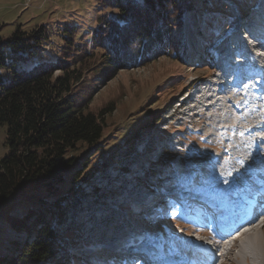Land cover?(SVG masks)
Wrapping results in <instances>:
<instances>
[{"label":"rangeland","instance_id":"1","mask_svg":"<svg viewBox=\"0 0 264 264\" xmlns=\"http://www.w3.org/2000/svg\"><path fill=\"white\" fill-rule=\"evenodd\" d=\"M193 1L199 10L198 15H194L183 29L175 27L172 32L185 34L191 51L176 53L175 57L162 51L160 55L152 56L141 63L135 62L129 64L130 66L120 67L104 63V58L106 62L111 60V50L108 42L97 33L99 25L101 27L103 23L115 18V0H0V36H10L19 26L25 31L43 26L44 37L31 60L24 65L25 68L39 62L44 64L58 62L62 65L67 61L70 64L86 55L85 65L88 66L86 70H98L89 73L84 80L87 86L92 88L90 108L101 107L109 110L105 115L106 125L100 150L97 157L92 158V165H98L102 171L94 173L87 183L82 184L81 190L70 201L63 221L65 240L71 245L74 254L81 256L87 263L99 262L96 259L98 255L116 253L110 254L118 257V261L112 258L110 261L112 264H134L135 260L121 255L120 253L125 252L121 250L122 247L115 245L127 246L128 243L130 248L137 241L140 243L144 237L165 239L167 233H171L170 244H174L180 237H187L185 234L181 235L185 226L183 223L190 225L191 222H199L198 215L180 218L178 210V221L176 218L173 222L165 218L171 224L164 219L161 222L149 223L146 216L136 212L138 207L135 202L146 188L152 190L147 181L149 174H153V193L165 191L163 189L168 186V182L161 181V177H165L171 171L172 166H169L171 159L174 160V170L180 168L182 164L180 172L181 176L185 177L191 172L194 164H198V161H207L208 152L213 153L207 146L211 142L209 133H214V130L212 132L209 128L211 120L207 109H205L207 113L197 114L196 109H193L194 111L186 109L189 102H185L183 107L176 111L174 109L178 107V102L191 94L189 89L192 86L189 84L199 81H196L198 76L213 70L209 63L204 64L209 58L203 56L204 51L196 48L197 42L206 38L207 43L211 41V46L214 45L217 50L224 52L226 49L220 48L221 43L226 38L228 45L236 41L237 29L233 28L234 34L230 33L239 16L246 12L247 8L243 7L248 0H226L227 3L220 0V5L214 9L210 4L205 6L203 0ZM230 7L231 9H228ZM242 9L244 11L239 12ZM233 16L235 19L229 28L228 21ZM215 28L222 34L220 40L216 38L218 35L214 38ZM239 40L245 43L243 37L240 36ZM182 44L183 40H180L179 49ZM175 50L177 52V47ZM54 73H58V69ZM211 79L213 78L209 76L207 81ZM199 100L201 99L197 97L196 101ZM192 103L194 101L190 104ZM209 112L212 113L211 110ZM150 118H153L154 122L151 126L148 125ZM137 130L140 131V135L132 139L133 132ZM180 131L182 140L177 138ZM188 132H191V135ZM186 137L184 152L180 155L167 151L166 147L164 149L165 143L169 144L168 148L174 142L180 145ZM4 138L5 129L0 126V157L6 152ZM228 139L225 131L217 132L215 147L221 150L218 156L224 153ZM171 146L173 148V145ZM110 152H114L112 158L115 162L99 164L103 155ZM143 168L146 172L145 177L138 175L145 173L142 171ZM185 171L187 175L183 174ZM49 200H53V197ZM161 203V206L166 204ZM171 204L167 203L166 206ZM126 211L130 212L127 214ZM22 212L23 210L18 209L15 214L23 217ZM173 217L172 214L170 219ZM1 227L0 256H7L14 249V242L22 243L28 236L26 231L15 230L10 225L4 224ZM255 229L256 227L253 233ZM261 232V226L257 227L253 234L255 236L252 237L257 240H245L241 245L246 254H249L246 251L255 248L256 245L257 255L253 258L245 261L239 257L236 260L240 245L235 241L233 247L228 243L226 249L219 248L226 256L217 264H264V238ZM160 246L164 248L163 243H160ZM19 247L17 244L16 248ZM230 247L231 250L228 249ZM94 253L96 256H93ZM104 258L101 259V264L105 261Z\"/></svg>","mask_w":264,"mask_h":264},{"label":"trees","instance_id":"2","mask_svg":"<svg viewBox=\"0 0 264 264\" xmlns=\"http://www.w3.org/2000/svg\"><path fill=\"white\" fill-rule=\"evenodd\" d=\"M124 1L115 0V18L102 22L97 30L111 50V60L104 58V63L126 67L162 51L175 57L192 50L185 34L172 32L198 15L193 0ZM219 1L203 0L212 9ZM253 2L248 0L243 9ZM233 19L228 21L229 28ZM214 31V38L218 35L220 40L221 32ZM43 37V26L29 31L19 26L10 36H0V126L5 129L6 146L0 157V238L4 224L28 236L22 243L14 242L11 254L0 256V264H91L71 250L63 221L82 184L102 171L92 165V158L100 150L109 110L90 108L92 88L84 79L98 70H86V55L70 64L39 62L24 67ZM199 41L197 48L214 54L211 41ZM153 124L150 118L148 125ZM133 134L135 139L140 131ZM113 156L114 152L106 153L98 163L115 162ZM152 179L149 174L148 184L154 188ZM18 209L23 210V217L15 214Z\"/></svg>","mask_w":264,"mask_h":264},{"label":"bare ground","instance_id":"3","mask_svg":"<svg viewBox=\"0 0 264 264\" xmlns=\"http://www.w3.org/2000/svg\"><path fill=\"white\" fill-rule=\"evenodd\" d=\"M262 16L264 17V10L262 11ZM222 44H225L224 43V41L222 42ZM252 72H253V70H251ZM241 79H243V77H241ZM197 80H199V77L198 78H196V81ZM213 82V81H212ZM194 83V81L191 83V84H189V85H192ZM202 89H203V91H204V86L202 87ZM251 90V89H250ZM249 92V91H248ZM191 95V96H190ZM230 95V97H227V100L226 101H228L229 103H231V99L230 98H232V100H233V98H234V100H236V102L239 104V102H244L245 101V98L241 95V94H235V93H231V94H229ZM201 96H204V93H201V95H200V97ZM193 98V95H192V93L191 94H189V95H187L185 98H184V103L185 102H188L189 100L188 99H192ZM204 99V98H203ZM200 101V100H199ZM207 101H209V102H206V106H209L210 107V105H211V103L214 101V99L213 100H210V98L209 99H207ZM210 101H211V103H210ZM257 103H258V101H257ZM193 106H194V109L195 108H198V107H201L202 105H200V103H193L192 104ZM192 106V107H193ZM217 111H221V112H223L224 114H225V116L226 117H228V116H231V112H230V109L228 110V109H226V107L225 106H223L221 109H218ZM260 111V109L259 108H257V110L256 111H254L253 113H250L249 114V117H247V120L244 122V124H243V126L244 127H247V126H249V124L251 123V122H253V121H255V119H256V117H258V113L257 112H259ZM229 149V148H228ZM245 152V151H244ZM216 159H221L220 157H216ZM251 161L252 160H250V162L249 163H247V162H241L242 164H243V166L244 167H253V168H258V169H264V160L262 159V158H258L257 160H256V162L254 163V164H251ZM226 169V170H225ZM223 172L225 171V173L227 172V170L229 171V174L228 175H226V176H223V178L221 179V182H222V185H218V186H216L215 187V189L217 190V188H219L217 191H219V190H222L221 188V186H224V187H226V186H228L229 184H231V183H237V182H239L240 181V177H241V175H243V173H244V169L243 168H240V167H237V166H234L232 163L231 164H229V165H227V164H225V166L224 167H222V169H221ZM172 171H175L174 170V168H172ZM184 175L186 174L187 175V173H186V171H185V173H183ZM245 179L246 180H249V179H251V176H246L245 177ZM228 181V183H225L224 181ZM137 203L140 205V203H139V200L137 201ZM130 211H126V213L128 214ZM255 224H256V220L255 221H252V222H249V223H246L245 225H247L249 228H250V231L249 230H246V229H243V227L242 228H239L238 230H236L235 232H233V234H231V235H228V236H225L224 237V239L222 240V244H227V243H229V244H231V246L233 245V243L236 241L237 243H238V245H240V248H239V246H236V247H238L239 248V250H238V253L236 254V256H235V259L237 260L239 257H241L242 258V260H244L245 259V261L246 260H248L249 258H253L255 255H257V252H256V245L254 246L255 248H252V249H248L249 251H246L247 253H249V254H246L244 251L245 250H242V248H241V245L244 243V241L245 240H247V239H249V238H252L253 236H255V235H253V234H255V232H256V230H257V227L255 226ZM254 227H256V229H255V231H254V233L252 232L253 230H254ZM261 228H262V235H263V238H264V233H263V229H264V221H263V225H261ZM250 232V233H249ZM252 233V234H251ZM258 238V237H257ZM254 240H257L256 238H253ZM259 239V238H258ZM235 242V243H236ZM222 244H220L219 245V247H221L222 249H226L225 247H223V245ZM252 245V244H251ZM158 246H160V244L158 245ZM185 246H187V244H185V242H183V245H182V249L185 247ZM120 247H123V246H120ZM161 247V246H160ZM233 247V246H232ZM173 248V246H170L169 247V249L171 250ZM113 249H115V248H113ZM229 250H231V247L230 248H228ZM256 249V250H255ZM261 249H262V247H261ZM228 250V251H229ZM263 250V249H262ZM228 251H227V253H228ZM235 252V251H234ZM233 252V253H234ZM229 255V254H228ZM244 258V259H243Z\"/></svg>","mask_w":264,"mask_h":264},{"label":"snow or ice","instance_id":"4","mask_svg":"<svg viewBox=\"0 0 264 264\" xmlns=\"http://www.w3.org/2000/svg\"><path fill=\"white\" fill-rule=\"evenodd\" d=\"M244 87L247 88V87H249V85L245 84ZM224 182H225V183H228L227 180L224 181ZM217 243H219V241H217ZM134 264H140V262L137 260V261L134 262Z\"/></svg>","mask_w":264,"mask_h":264}]
</instances>
